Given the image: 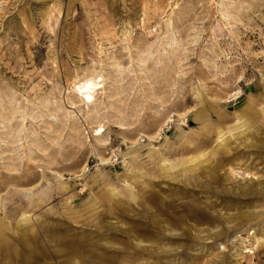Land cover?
I'll return each mask as SVG.
<instances>
[{
    "label": "rangeland",
    "instance_id": "374dc122",
    "mask_svg": "<svg viewBox=\"0 0 264 264\" xmlns=\"http://www.w3.org/2000/svg\"><path fill=\"white\" fill-rule=\"evenodd\" d=\"M0 264H264V0H0Z\"/></svg>",
    "mask_w": 264,
    "mask_h": 264
},
{
    "label": "bare ground",
    "instance_id": "6f19581e",
    "mask_svg": "<svg viewBox=\"0 0 264 264\" xmlns=\"http://www.w3.org/2000/svg\"><path fill=\"white\" fill-rule=\"evenodd\" d=\"M241 123V122H240ZM239 125H241V124H239Z\"/></svg>",
    "mask_w": 264,
    "mask_h": 264
}]
</instances>
